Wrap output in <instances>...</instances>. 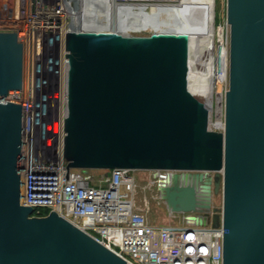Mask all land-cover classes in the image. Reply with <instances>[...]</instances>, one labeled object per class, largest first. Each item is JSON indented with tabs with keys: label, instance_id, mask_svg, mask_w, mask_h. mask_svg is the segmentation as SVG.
I'll return each instance as SVG.
<instances>
[{
	"label": "water",
	"instance_id": "95a60500",
	"mask_svg": "<svg viewBox=\"0 0 264 264\" xmlns=\"http://www.w3.org/2000/svg\"><path fill=\"white\" fill-rule=\"evenodd\" d=\"M227 21L218 131L212 103L190 89L189 32L134 35L76 28L73 19L65 154L74 168L172 170L159 188L169 210L196 213L189 219L201 225L222 222L224 264H264V0H227ZM23 77V43L0 32V95L20 89ZM22 112L0 99V264H131L56 211L31 216L20 202Z\"/></svg>",
	"mask_w": 264,
	"mask_h": 264
},
{
	"label": "built area",
	"instance_id": "2783aa9c",
	"mask_svg": "<svg viewBox=\"0 0 264 264\" xmlns=\"http://www.w3.org/2000/svg\"><path fill=\"white\" fill-rule=\"evenodd\" d=\"M181 1L116 0L131 6L175 5ZM72 23L68 0H0V32H16L24 47L22 87L0 95V99L23 108L20 202L33 208L31 216L56 211L131 264H224L222 222L219 226L201 225L189 219L196 213H181L182 224H154L137 205V170L102 169L96 178L92 169L69 166L65 154L67 35ZM229 42V38L221 41L228 48V72L222 82H229ZM216 80L214 77L212 112L216 98L220 117L229 87L225 92L216 91ZM151 171L159 188L173 173Z\"/></svg>",
	"mask_w": 264,
	"mask_h": 264
},
{
	"label": "bare ground",
	"instance_id": "6f19581e",
	"mask_svg": "<svg viewBox=\"0 0 264 264\" xmlns=\"http://www.w3.org/2000/svg\"><path fill=\"white\" fill-rule=\"evenodd\" d=\"M69 3L76 28L106 31L121 29L126 33H130L128 29L142 28L152 29L154 32H189L190 89L212 103L215 76V0H182L175 5L124 7L118 6L115 0H69ZM219 54L216 78L222 82L226 79L228 66L221 76L224 68L222 49ZM202 72H206L208 77L203 76Z\"/></svg>",
	"mask_w": 264,
	"mask_h": 264
},
{
	"label": "rangeland",
	"instance_id": "374dc122",
	"mask_svg": "<svg viewBox=\"0 0 264 264\" xmlns=\"http://www.w3.org/2000/svg\"><path fill=\"white\" fill-rule=\"evenodd\" d=\"M215 38H214V56H215V76H218V64H219V50L223 51V72L227 68V47L226 45H221V41L227 40L230 41V25L227 21V0H215ZM88 29V28H86ZM128 32L134 35H150L154 31L148 28L142 29H128ZM230 44V42H229ZM229 66H230V45H229ZM230 68V67H229ZM203 76L208 77L206 72H202ZM222 78V77H221ZM218 79V77H217ZM223 80V79H222ZM220 84V85H219ZM229 87L228 80L225 82H218L216 80L215 88L216 91L225 92ZM214 90V89H213ZM214 96V91L213 94ZM213 100V97H212ZM212 102V101H211ZM225 121V108L223 107V112L220 117H218L216 111V98L214 101V109L212 112L211 128L218 131H223V123ZM223 122V123H222ZM102 169H92V172L96 175V178L102 174ZM136 175L138 178V186L136 190V201L139 208L146 212L149 220L154 224H182L183 223V214L172 213L166 201L161 197L158 182L155 178L153 171L151 170H137ZM223 204V189L221 187L219 193L214 195V205L216 207H221Z\"/></svg>",
	"mask_w": 264,
	"mask_h": 264
}]
</instances>
